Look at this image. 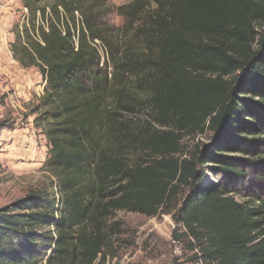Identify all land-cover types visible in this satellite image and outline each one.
<instances>
[{
    "label": "trees",
    "instance_id": "obj_1",
    "mask_svg": "<svg viewBox=\"0 0 264 264\" xmlns=\"http://www.w3.org/2000/svg\"><path fill=\"white\" fill-rule=\"evenodd\" d=\"M21 3L54 181L0 207V264H106L118 211L173 212L201 264H264V198L239 185L264 180V0Z\"/></svg>",
    "mask_w": 264,
    "mask_h": 264
},
{
    "label": "rangeland",
    "instance_id": "obj_2",
    "mask_svg": "<svg viewBox=\"0 0 264 264\" xmlns=\"http://www.w3.org/2000/svg\"><path fill=\"white\" fill-rule=\"evenodd\" d=\"M129 1L106 0V4L116 7ZM105 21L121 26L124 18L110 11ZM27 24V10L21 0H0V207L30 192L53 189V174L46 167L49 146L35 121V107L45 81L37 67L23 66L14 54L26 41ZM95 43L102 54L100 43ZM137 116L141 121L148 118L142 110ZM209 136H185L182 146L191 151L196 143H206ZM259 178L249 176L239 185L251 181L264 198V180ZM215 182L206 171L201 183ZM113 219L122 223L123 231L117 241V255L108 258L106 264H201L196 250L190 249L182 236L180 241L174 238L181 230L173 212L148 217L118 211Z\"/></svg>",
    "mask_w": 264,
    "mask_h": 264
},
{
    "label": "built area",
    "instance_id": "obj_3",
    "mask_svg": "<svg viewBox=\"0 0 264 264\" xmlns=\"http://www.w3.org/2000/svg\"><path fill=\"white\" fill-rule=\"evenodd\" d=\"M97 42V41H96ZM97 48H98V46H97ZM100 52V51H99Z\"/></svg>",
    "mask_w": 264,
    "mask_h": 264
}]
</instances>
